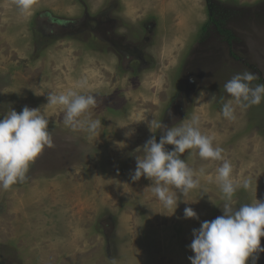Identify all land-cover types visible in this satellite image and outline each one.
<instances>
[{
	"label": "rangeland",
	"instance_id": "rangeland-1",
	"mask_svg": "<svg viewBox=\"0 0 264 264\" xmlns=\"http://www.w3.org/2000/svg\"><path fill=\"white\" fill-rule=\"evenodd\" d=\"M99 15L112 21L103 34L137 50L121 55L101 39L91 22ZM85 16L76 31L72 24ZM244 71L257 75L253 85L264 84V0H35L27 17L14 0H0V119L41 108L54 140L25 182L0 190V264H191L193 229L223 214L215 179L222 161L182 154L198 175L205 171L171 216L148 188L152 182H133L130 174L145 142L162 135L149 130L150 120L170 128L198 115L234 181L250 182L237 189L233 206L264 200V102L237 108L234 121L221 115L231 99L224 84ZM190 74L215 82L187 94L178 110L170 105L171 79ZM81 81L86 86L78 89ZM68 89L96 97L88 114L101 121L96 135L66 127L60 108H44L49 92ZM185 207L199 219H184ZM255 264H264V252Z\"/></svg>",
	"mask_w": 264,
	"mask_h": 264
},
{
	"label": "clouds",
	"instance_id": "clouds-1",
	"mask_svg": "<svg viewBox=\"0 0 264 264\" xmlns=\"http://www.w3.org/2000/svg\"><path fill=\"white\" fill-rule=\"evenodd\" d=\"M14 3L19 13L27 17L35 0H14ZM257 79L256 74L244 71L233 75L224 84V91L231 99L222 104L223 118L234 121L237 108L246 110L264 102V84L252 83ZM85 86L86 81H81L76 87L81 89ZM96 104L94 95L68 89L59 93L49 92L44 108H60L66 127L73 131L83 130L94 136L101 121L92 119L88 114ZM82 116L86 118L81 119ZM169 116L175 119L171 112ZM147 126L152 133L159 130L162 135L159 142L153 135L142 146L143 155L135 157L136 167L130 179L133 182L139 181L141 177L150 180L152 183L148 188L168 210L169 214L166 215L171 216L176 212L181 196L186 197L191 190L199 187V176L205 171L201 168L198 175L188 166L181 158L186 150H196V154L205 161H222L216 170L215 179L223 194V214L202 222L199 229H193V240L188 246L194 253L188 257L191 264H248L250 258L255 264L259 253L264 252L261 246V238L264 237V200L256 198L253 203L233 206L237 189L248 190L250 182L234 181L232 166L225 159L224 150L214 146L212 136L201 132L199 116L193 115L188 122L170 128L153 118ZM133 134L134 130L125 133V136ZM167 145L174 147L169 150ZM53 147L49 119L41 108L25 106L19 113L11 110L0 119V190L6 191L14 184L25 182L30 165L46 148ZM183 218L199 219L191 207H185Z\"/></svg>",
	"mask_w": 264,
	"mask_h": 264
},
{
	"label": "flooded vegetation",
	"instance_id": "flooded-vegetation-1",
	"mask_svg": "<svg viewBox=\"0 0 264 264\" xmlns=\"http://www.w3.org/2000/svg\"><path fill=\"white\" fill-rule=\"evenodd\" d=\"M107 15V14H106ZM99 17H101V15H99V16H93L92 18V26H93V28L94 27H96L97 29L95 30L96 32H98L99 31V35L101 36V39H105V40H107L108 42H113L114 44H115V46H116V49H117V51H119V52H121V55H123V53H130V52H132V50H137V48H132V50H129V49H122V47H123V45L124 44H122L121 43V40H119V38H117V39H113L114 38V36L112 37V38H110V37H108V36H106L105 34H103L102 33V29H103V26L105 25V27H107L108 25H112V21H110L109 20V18L108 17H105L104 18V22H102L101 21V18H99ZM87 19H89L88 17H84L83 18V20L81 21H79V20H77L76 21V24L74 25V24H72V26L74 27V29L76 30V31H79V29H81L83 26H82V23H83V21H87ZM72 22V21H71ZM74 22V21H73ZM116 22L114 21V24H115ZM104 27V28H105ZM92 30V27L89 29V31H91ZM203 32L206 30V26L205 27H203ZM218 32H219V34H220V36L222 37H226L227 38V40H226V42L227 43H231V42H234L233 41V38H231L232 40H229L230 39V37H233L231 34H230V32H228V31H226V30H223V29H221L220 28V30H218ZM235 43V42H234ZM232 56H234V55H232ZM235 59V61L236 60H238V57H236V58H234ZM190 76H192V77H189V76H183V77H179L178 78V80H176V81H174L175 80V77L173 76L172 77V79H171V81H173L172 82V89L171 90H175L176 92L174 93V95H175V100L174 101H172L171 102V106L172 107H176V109L178 108L177 106H178V104H176V103H178L182 98H186V100L188 99V97H187V94H189L190 96H192L194 93H196L204 84H206V83H208V82H215V80L214 81H205V80H203V78H201V77H198V76H194V75H192V74H190ZM190 80H192L191 82H190ZM180 83H182V84H184V87H185V90H184V93L183 92H181V91H183L182 90V88H180ZM218 83V82H217ZM198 94H200L201 95V91L198 93ZM199 95V96H200ZM177 105V106H176ZM171 106H170V108H171ZM183 107H180V108H178V110H181ZM175 109V108H174ZM206 109V108H205ZM215 109H217V108H215ZM180 113H181V111H180Z\"/></svg>",
	"mask_w": 264,
	"mask_h": 264
}]
</instances>
